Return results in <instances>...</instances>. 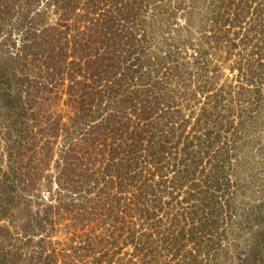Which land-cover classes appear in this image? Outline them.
<instances>
[{
  "label": "trees",
  "instance_id": "trees-1",
  "mask_svg": "<svg viewBox=\"0 0 264 264\" xmlns=\"http://www.w3.org/2000/svg\"><path fill=\"white\" fill-rule=\"evenodd\" d=\"M252 1L188 0L184 8L178 32L203 30L209 13L221 23L218 45L242 46L246 82L215 94L240 98L236 120L203 110L196 133L186 134L190 121L162 97L184 95L176 50L186 41L157 58L177 64L161 76L148 50L155 26L181 4L0 0V264H102L108 245L150 241L143 230L153 219L163 251L185 252L174 264H264V9L238 43L223 28L226 9L239 22ZM210 43L200 45L202 63ZM65 95L68 122L55 110ZM184 185L193 204L177 214L160 196ZM165 208L174 213L167 232L157 219Z\"/></svg>",
  "mask_w": 264,
  "mask_h": 264
},
{
  "label": "rangeland",
  "instance_id": "rangeland-1",
  "mask_svg": "<svg viewBox=\"0 0 264 264\" xmlns=\"http://www.w3.org/2000/svg\"><path fill=\"white\" fill-rule=\"evenodd\" d=\"M170 4V7H177L180 2H176L175 0H165ZM182 8H178L173 10L171 15L166 19V15L163 17V20L160 21L155 26V34L151 38V45H149L151 57H152V67L155 69L153 71V75H156L159 72V76L165 71L166 68H176V63L172 62V58L167 61V63L157 64V58L159 59H168L167 57L171 56L176 52H169V50H175L172 45L177 40L186 41L182 46H177V57H178V67L177 69L181 71V81L179 82L177 89L180 92H183V96H162L165 99H170L171 101L177 103L176 107L181 111L182 117L186 120L190 121L186 134L196 133L195 126L202 114L203 110L211 111L213 114L221 112L222 114L229 116L230 120L234 121L238 115V107L241 106L240 98L236 96H225L224 98H218L215 94L218 93V88L221 86H225V88L233 87V89H238L239 86H246V82L243 81L244 76L237 69V62L240 61L241 57L238 55V52L242 50V46L237 47L236 49H232L228 46L227 42H224L221 45H218V41H216L215 37H217L216 32L218 30V26L221 23H216L213 20V16L209 13H206L205 16L208 20L205 23V27L203 30L194 29L191 34H186V32H178L181 27L185 26L187 23V18L185 15V6L188 4V0L182 1ZM252 5L250 11L246 14V19L241 21H235V11L234 7H232L229 12L227 9L224 11L223 19H229V23L225 25L223 28L225 30H229V38H236V34H238L239 38L235 39V42L238 43L239 39L243 36L246 28L248 27V23L250 18H255L256 11L260 12V9H264V0H255L250 2ZM259 9V10H258ZM150 13L151 11L148 10ZM252 23L254 19H252ZM232 22V24H231ZM218 24V25H217ZM211 42L210 45H205V48L208 49V54L205 58V62L202 63L198 56V50L201 48V44L204 41ZM205 44V43H204ZM230 48V50H229ZM152 51V52H151ZM243 52V50L241 51ZM146 67L145 70H148ZM151 67V66H150ZM224 88V89H225ZM152 97V96H150ZM221 97V96H220ZM247 99L250 97L246 96ZM67 99L65 95L63 100L55 104V110L64 116L65 121H69L71 116H74V112L70 107L65 105L63 101ZM264 112V108H263ZM215 117V116H214ZM183 142L180 144V148L182 147ZM173 155H175L176 150L171 149ZM100 158V157H99ZM98 159V157H97ZM173 165V164H172ZM169 168H173L174 165ZM99 166V164L97 165ZM173 172L169 171L167 176L164 178H172ZM159 179V175L156 176ZM140 184H137V187ZM137 187H132L131 192L134 193V205H136V197H138L139 190ZM188 190V186L184 185L182 189H169V194H165L160 196L162 200H168L170 202L169 209L173 208L175 212L184 213V208L189 207L193 204V200L187 201L185 198L187 197L186 192ZM172 194V196H171ZM128 196H132L131 193ZM166 210V211H165ZM174 213H169L168 209L165 208L162 211H159V216L157 219H161L162 229L167 232L170 231L173 223ZM187 217L188 222V215ZM138 224L146 223V219L144 218H136ZM154 220V219H153ZM153 220L148 221L144 226V232L151 234L149 236L150 241L146 238H143V242L136 243L135 245H124L120 244V247L113 248L111 245L106 247L105 255L103 257L102 264H142L144 261L145 264H156V260L165 261L169 264H174L177 260L181 263L182 259L185 257V252H180L179 256L175 257V251L168 252L167 250L163 251V246H167L164 241H160L157 233L152 230L151 222ZM68 243V242H67ZM155 244L159 245L158 251H150L149 247H143L144 244ZM150 248H154L150 247ZM191 246L188 245L186 250L190 249ZM149 252L152 254L149 255ZM103 253H99L102 255ZM175 257V262L170 261V259ZM92 260V259H90Z\"/></svg>",
  "mask_w": 264,
  "mask_h": 264
}]
</instances>
